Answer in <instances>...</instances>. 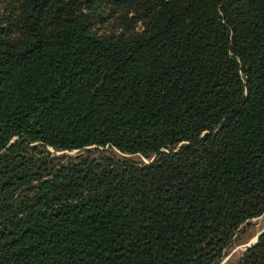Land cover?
Segmentation results:
<instances>
[{"label":"trees","instance_id":"1","mask_svg":"<svg viewBox=\"0 0 264 264\" xmlns=\"http://www.w3.org/2000/svg\"><path fill=\"white\" fill-rule=\"evenodd\" d=\"M263 212L264 0H0V264H217Z\"/></svg>","mask_w":264,"mask_h":264},{"label":"rangeland","instance_id":"2","mask_svg":"<svg viewBox=\"0 0 264 264\" xmlns=\"http://www.w3.org/2000/svg\"><path fill=\"white\" fill-rule=\"evenodd\" d=\"M106 23L101 26V30L106 29ZM93 148V147H92ZM62 153V151H58ZM78 150L64 151L66 154H76ZM135 158H141L142 160H148L149 158L135 154ZM264 227V212L258 216L252 217L247 223H243L240 226L239 232L233 241V243L225 249L223 258L217 264H232L238 260L242 252L245 250L246 244L251 243L256 236V233Z\"/></svg>","mask_w":264,"mask_h":264},{"label":"water","instance_id":"3","mask_svg":"<svg viewBox=\"0 0 264 264\" xmlns=\"http://www.w3.org/2000/svg\"><path fill=\"white\" fill-rule=\"evenodd\" d=\"M263 231H264V227H263L262 229H260V230L256 233L255 239H254L251 243L246 244L245 249H246L248 246H250L251 244H253V243L257 240L258 236H259Z\"/></svg>","mask_w":264,"mask_h":264}]
</instances>
